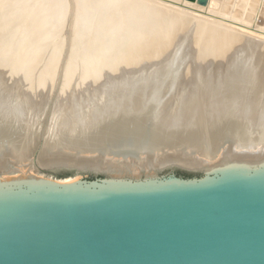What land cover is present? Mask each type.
I'll list each match as a JSON object with an SVG mask.
<instances>
[{
  "label": "bare ground",
  "instance_id": "bare-ground-1",
  "mask_svg": "<svg viewBox=\"0 0 264 264\" xmlns=\"http://www.w3.org/2000/svg\"><path fill=\"white\" fill-rule=\"evenodd\" d=\"M61 1L63 0H46L48 5L41 2L42 6L35 7L34 12L23 13L22 10L23 12L20 11L21 13H19L15 11L14 16L21 14L23 19L27 20L33 16L35 20L37 14L41 13L40 16L43 14L46 16L49 8L56 7L55 11L53 9V16L48 17H51L50 19L41 16V19L45 18L48 21L45 20L43 24L40 22L42 20L38 21L42 25L39 32H36L43 36L47 33L46 36L50 32L47 28L50 21L53 19L56 21L61 15L63 9ZM89 1L91 2V0H74L75 11L73 10L74 13L72 14L75 15L76 20L78 18L79 20L82 19L79 15L84 9H87L86 5L89 6ZM121 1L109 0L107 2L105 0L107 4L104 5L101 2V5L105 6L106 10L108 9L107 11L113 13V15L108 14L112 16L111 22H108V24L101 21V17L105 13L101 5H99L100 7L94 6V9L98 8V10L96 9L97 14L90 9L96 14L97 18H101L100 21L97 19L98 24L95 23L100 28L99 32L94 29L96 32L94 33L93 30H90L92 27H89V30L86 29V22H83L84 24L80 22L82 24L80 30L78 31L75 28L73 30L76 32L72 33L73 37L68 36L70 40L72 39L70 45L73 44L75 47L76 44L78 45L83 41L80 39L81 42H78L81 37V29L83 31L88 30L89 32L86 34L90 36L96 34L94 36L95 43L90 40L91 42H88V44H93L94 46H90L94 47L96 51L100 50L101 47H106V49L103 52L102 48V51L100 50L102 53L100 51H92L91 53L85 51L89 54L82 60L84 62L83 71L80 76L75 78V88L73 87L75 90H72L74 92L71 94L72 104L66 103L67 99L62 100L63 91L59 94V98L57 97L58 101H63L61 104H57V100L54 103L55 97L54 100L52 99L54 105L51 102L52 108L44 123L43 135H45V138H43V135L37 136L31 130V127L36 123L32 119L33 116H39L48 107L45 105L47 99L44 97V103L40 102L36 106L32 100V96L39 92V88L45 86L42 85L44 80L43 83L40 81L41 83L35 85L34 91L30 85V90L33 91L32 95H29L30 92L26 93L23 88L19 90V87L14 88V86L9 89L7 80L10 79L11 82H14L15 73L13 74L11 66H15L16 58L11 60L10 74L6 73L5 76L0 74V188H11L19 185V182L25 180L27 176L35 175L36 163L44 167L58 164H72L79 168L90 167L95 170L106 171L111 176V181H120L125 178L138 180L141 177L148 176V178H152L158 170L172 165L218 172L219 177L224 178L235 176L255 181L264 180V22H262L263 24L256 23L257 18H261L260 15L264 19V0H259L258 4L257 2L253 4L248 2L246 3L249 4L248 8L245 1L240 0H235L233 3H231V0H223L225 4L222 0H205L203 3L181 0L180 6L182 8L180 6L177 8L178 13L176 11V13H173V9L176 7L170 5V2L173 3L174 0H129L130 5H128V9L126 8L125 13L120 11L123 8L118 7V2L121 3ZM238 1H240V5ZM4 2L1 3L0 0V21L4 18L7 19L4 16L13 14L8 13L7 15L8 10L6 7L9 5L6 6L7 2L5 4ZM17 2L14 0L12 3ZM220 3H222L221 9L219 8L221 11L225 12L228 8H231V15L235 14L234 11L239 15L244 14L242 21H246L247 24L242 23L243 25L240 24L237 25L239 27H236V25H231L232 19L231 21L224 19L226 22L220 20L218 23L217 21L218 25L214 24L218 27H212L213 24L211 25V23L215 20L209 17L218 10ZM7 4L11 5V3ZM169 6L173 8L172 13H170L171 9L166 10ZM69 9H71L70 6ZM261 10L262 12H260ZM69 11L71 12V10ZM166 11H169V13ZM89 16H87L88 19ZM62 18H64L63 15ZM33 19L31 18V20ZM27 20L26 23H28ZM65 20L63 22H67ZM240 20L236 21L242 22ZM11 21L7 25H12ZM24 21H21V23ZM55 21L54 23H56ZM2 22L4 23V21ZM38 22L35 23L39 27ZM165 23L166 25H163ZM30 24L32 25V22ZM89 25L87 24V26ZM25 26L22 27H24L23 31L26 34L21 30L24 36L21 37L22 43L16 41V43H20L16 44L17 48L18 45L21 48L20 45H23L25 39L28 42L26 36H29L27 32L30 30V25L28 24L29 27ZM34 26L36 25L34 24ZM226 27L230 29L232 27L231 30L236 31H230ZM223 28L227 30L225 31ZM0 30H2L1 27ZM3 30H5V27ZM70 30L67 29V31ZM31 31L29 32L32 33ZM121 32L124 34V38H121L122 42H125L126 45L128 43L129 49L125 46V49L123 47L122 50L120 48V51H118L117 47L119 44L121 45L118 34ZM2 33H5V31ZM68 33L70 34V32ZM162 34L163 36H161ZM1 35L0 38L2 39L3 36ZM7 35L4 36L7 37ZM35 35L34 37H36ZM56 35H59V33ZM89 35H86L87 41H89ZM53 36L52 38H54ZM48 37H46V41ZM68 37L66 42L69 39ZM12 38L11 36L9 39ZM41 38L43 41L42 36ZM41 38L38 39L41 40ZM82 38L86 37L82 36ZM3 40L0 43V54L2 55L5 52L3 53L1 49L9 48L11 44H8L13 42L7 44ZM51 40H48V42ZM42 41L34 40L32 42L35 44V42L40 43ZM113 43V48H117L116 54L108 55L111 52L109 49ZM115 43L118 45L117 47H115ZM12 44L15 45V42ZM31 44L30 46H33ZM108 44H111L110 47ZM27 45L23 46L26 47V50L32 48ZM62 45L60 43L59 46ZM70 45L68 46L71 47ZM10 48L12 49V47ZM59 50H55L57 54ZM17 51L19 52V50ZM51 51L48 54L50 58H52ZM30 52L28 53L30 54ZM107 52L109 53L107 54ZM38 54L40 53L38 52ZM55 54V52L52 53L56 56ZM2 55L0 60L6 57V54L3 57ZM31 55V58H34V55ZM26 57L30 56H26L24 53L20 57L23 60L22 62L27 60ZM31 58L29 59L31 60ZM75 58L77 59L76 56ZM57 59L53 63L56 61V64ZM49 64L53 68L52 63ZM71 66L70 64L68 67L66 66L67 69L63 72L68 77L70 76L69 71L71 69L69 68ZM75 66H77L76 63ZM96 69H98L97 73H95ZM25 71L24 73L30 72V70ZM43 73L45 74V72ZM27 74L30 75V73ZM27 74H24L26 75L25 78ZM24 77H22V80H25ZM65 79L67 80V78ZM65 81L64 83L62 81L64 85L66 84ZM67 85L69 86L70 83ZM121 136H130L135 143L131 146L122 144V146L112 148L110 144ZM32 145L35 146L32 148ZM36 146H39L40 151L33 158L32 151ZM77 176L65 178L64 182L75 181L80 178Z\"/></svg>",
  "mask_w": 264,
  "mask_h": 264
},
{
  "label": "water",
  "instance_id": "water-1",
  "mask_svg": "<svg viewBox=\"0 0 264 264\" xmlns=\"http://www.w3.org/2000/svg\"><path fill=\"white\" fill-rule=\"evenodd\" d=\"M34 170L0 188V264H264V180L179 165L120 181L72 164Z\"/></svg>",
  "mask_w": 264,
  "mask_h": 264
},
{
  "label": "rangeland",
  "instance_id": "rangeland-1",
  "mask_svg": "<svg viewBox=\"0 0 264 264\" xmlns=\"http://www.w3.org/2000/svg\"><path fill=\"white\" fill-rule=\"evenodd\" d=\"M5 0H1V3H3ZM11 1V2H10ZM6 0L5 2H4V4L7 2V3H11V5L10 4H7L6 3V6H8V7H6V9L8 10H6L7 11V15H8V13L9 14H11V13H13V14H11V15H8V16H4V17H7V19L6 18H4V19H2V21H4V23L6 22V24H4L2 21H0V27L2 28V30H0V32L2 31H5V33H0V35L1 34H3V35H1V36H3V38H4V40H3V38L0 40V43H1V41L3 40L4 42H7V44L9 43V42H11V41H13V42H11V43H9L8 45H10L9 46V48L8 47H5V48H3V49H1L2 50V52L4 53V54H6V57L5 58H2L0 61V63H1V65H0V74H2V75H6V73L7 74H10V72H9V69H10V63H12V59H14L15 60V58H16V60H17V62H19V63H17L16 62V64H15V66L14 65H12L11 66V69H13V74L15 73V78H13L14 79V82L12 81H10V79H8L7 80V85L9 86L8 88L9 89H12V87H14V88H18L19 87V90H22V88H23V90L26 92V93H29V95L31 94L32 95V93H33V91L35 90V85H37V83L39 84V83H43V80H44V83L42 84V85H45V86H41L40 88H39V92L37 93V94H35L34 96H32L33 97V101H34V104H35V106H36V104L38 105V103H40V102H43L44 103V98L45 99H47V100H45L46 102V106H50L49 107V109H48V107H46V110L43 112V113H40L39 114V116H33V121H36V123L33 125V127H31V130L32 131H34L35 133H36V135L37 136H39V135H43V133H44V130H45V120L49 117V113H50V111H51V106H52V104L54 105V103L55 102H57L58 101V98H59V94L61 93V91H63L62 92V100L63 101H65L66 99V103H73V99H72V97H71V94H72V92H74V91H72V90H75V89H73V87H74V83H75V81H76V77L77 76H80V73L83 71L82 69H83V64H84V62H82V60H83V58H85V56H87V54H89V53H91L92 51L94 52H99L100 50L102 51V48H103V52H104V50L106 49V47H101L100 48V50H98V51H96V50H94V47H92V46H94L93 44H88V42H93V43H95V35L94 34H92L91 36L89 35V34H86V33H88L89 31V27H92V29L90 28V30H93V32L94 33H96L97 31L99 32V30H100V28L97 26V25H95V23L96 24H98L99 23V21H100V19H101V21H102V23L104 22V23H106V24H108V22L110 23L111 22V19H112V16H110V15H108V14H111V15H113V13H112V11H107L106 9H105V6L103 7V5L104 4H107V2L109 1V0H106L107 2H105V0L103 1V0H91V2L89 1L88 3H89V6L88 5H86V8L87 9H84L83 11H82V13L80 14V15H82V16H80L79 15V17L80 18H82L81 20H79V18H78V20H76L77 18H75V15L74 14H72V13H74V11H75V5H74V0H68V1H66V0H63L64 1V4H63V1H61V5L59 4V3H57V5H60L62 8V12L60 13L61 15H59L60 17L58 18V19H56V21H55V19H53L52 21H50V24H48V26H47V28H48V32H49V30H50V32H49V37H50V35H54L53 37L54 38H52V36L50 37V39H48L49 37H48V35H46L45 36V34H47V33H45L44 34V36L42 35V34H40V33H38L39 32V30L41 29V25L43 24V23H45V20L46 19H50L52 16H53V12L56 10V7L54 8V6L52 7V8H49L48 9V12H47V14H46V16H44L45 14H43V15H41L42 17L44 16V17H46V19L45 18H42L41 19V16L39 15V14H41V13H39V14H37L38 16H35V20L33 19L34 17L32 16L31 18L34 20V22H33V20H31V18H28V20L27 19H23V16L20 14L19 16H17L16 15V17L14 16V12L16 11V12H19V13H21L20 11H22L23 13H25V12H34L33 10H35L36 8H37V6L39 5L40 7L42 6V4H47L48 2H46V0H37V1H35L34 0V2H33V0L31 1H27V0H15V2H17V3H15V4H13L12 2L14 1H12V0ZM93 1H95V2H93ZM96 1H98L97 3H96ZM125 1V2H124ZM139 1H141V0H139ZM168 1H172V0H168ZM223 1V0H222ZM222 1H220V2H222ZM235 0H231V3H233ZM240 1H245V4L246 3H248L249 2V4H251L250 2H252V4L253 3H255V2H257V4L261 1H259V0H240ZM240 1H238L239 2V5H240ZM21 2V3H20ZM25 2V3H24ZM30 2V3H29ZM41 2H42V4H41ZM67 4H66V3ZM103 3V5H101L102 3ZM127 2V0H122L121 1V3L120 2H118V7H120V9L121 8H125L124 10L123 9H119L118 8V10H120V11H122L123 13H125V11L128 9V5H130L129 3V0H128V2ZM167 2V1H166ZM174 2H176V3H174ZM174 2L173 3H171L170 2V5H173V6H175L176 8L175 9H173V8H171L170 6L169 7H167L166 8V10H170V13H172L173 11V13H176L177 11H179L177 8L181 5V0H174ZM178 2H179V4H178ZM224 2V1H223ZM34 3V4H33ZM38 3V4H37ZM41 5H40V4ZM123 3V4H122ZM126 3V4H125ZM264 3V2H263ZM27 4V5H26ZM66 4V5H65ZM69 4V6H70V8L71 9H69V6H67ZM71 4H73V5H71ZM121 4H122V6H121ZM125 4V5H124ZM177 4V5H176ZM221 4L222 3H220V5L218 6V10H216V12H217V14H218V12H219V14L217 15L216 14V12H214L213 14H211L212 16H210L209 18H211V19H213V20H215V22L213 21H211L212 23H211V25H212V27L213 26H215V24L216 25H218L217 24V21H218V23L220 22V20H222V22L224 21V19L225 20H229V21H231V19H232V24L231 25H233V26H235L236 25V27H239V26H237V25H240V24H244V23H246V21H242V19H243V17H244V14L243 15H241V17H240V15L237 13L236 14V12L234 11V13L237 15H235V14H233V15H231V8L229 9H227V11H221L220 9V7H221ZM224 4H225V2H224ZM249 4H246V7L248 8V5ZM16 5V6H15ZM22 5V6H21ZM25 5V6H24ZM29 5V6H28ZM32 5V6H31ZM36 5V6H35ZM48 5V4H47ZM64 5V6H63ZM93 7H92V6ZM99 5H101L103 8H104V11H105V13H103V17H101L100 19L99 18H97V16H96V14H97V10H98V8L96 7L95 9H94V6H99ZM127 5V6H126ZM237 6H238V3L236 4ZM28 6V7H27ZM66 6H67V8H66ZM15 7V8H14ZM31 9H30V8ZM36 7V8H35ZM65 7V8H64ZM90 7V8H89ZM92 7V8H91ZM100 7V6H99ZM181 7V6H180ZM264 7V6H263ZM9 8V9H8ZM32 8H34V9H32ZM89 8V9H88ZM127 8V9H126ZM182 8V7H181ZM220 8V9H219ZM17 9V10H16ZM26 11H25V10ZM53 9H54V11H53ZM65 9V10H64ZM90 9H92L94 12H96V14L94 13V12H92V10H90ZM97 9V10H96ZM172 9H173V11H172ZM177 9V10H176ZM184 9H188V8H184ZM32 10V11H31ZM50 10V11H49ZM52 10V11H51ZM69 10H71V12L69 11ZM74 10V11H73ZM88 10V11H87ZM96 10V11H95ZM188 10H190V9H188ZM220 10V11H219ZM5 11V12H6ZM11 11H13V12H11ZM107 11V12H106ZM172 11V12H171ZM176 11V12H175ZM191 11V10H190ZM229 11V12H228ZM44 13H45V11H43ZM67 12V13H66ZM68 12H70V13H68ZM84 12V13H83ZM109 12H111V13H109ZM167 13H169V11H166ZM182 12V11H181ZM209 12V11H208ZM260 12H262V10L260 11ZM22 13V14H23ZM49 13V14H48ZM52 13V14H51ZM89 13V14H88ZM94 13V14H93ZM178 13V12H177ZM210 13V12H209ZM263 13H264V9H263ZM263 13H260V14H263ZM5 15H6V13H4ZM66 14V15H65ZM71 14H72V20H71ZM107 14V16H105ZM221 14V15H220ZM223 14V15H222ZM224 14H225V16H227V17H225L224 16ZM230 14V15H229ZM62 15H63V17L64 18H62ZM73 15H74V17H73ZM90 15V16H89ZM92 15V16H91ZM214 15V16H213ZM230 16V19H229V16ZM10 16H12V17H10ZM49 16H51L50 18H48ZM66 16V17H65ZM87 16H89V19L91 20H89L88 18H87ZM232 16H235L234 18H235V20H234V18L232 17ZM243 16V17H242ZM261 16V18L263 19V16L262 15H260ZM11 19H10V18ZM18 17V19H16ZM38 17V18H37ZM69 17V18H68ZM91 17V18H90ZM95 17V18H94ZM106 17H108V18H106ZM232 17V18H231ZM9 18V19H8ZM20 18H22V19H20ZM62 18V19H61ZM87 18L88 19V22H87V19L85 20V19ZM110 18V19H109ZM217 20H216V19ZM227 18V19H226ZM260 17H259V19L257 18V20H256V23L257 24H260V23H262V22H264V19L262 20ZM6 19V20H5ZM15 19H16V21H15ZM31 21H30V20ZM37 19H39V20H37ZM66 19V20H65ZM68 19H70L69 20V22H68ZM93 19H95V20H93ZM97 19L99 20L98 22H97ZM105 19V20H104ZM241 19V20H240ZM12 20V21H11ZM17 20H21V21H23V20H25L23 23H25V24H23V23H21V21H17ZM26 20H27V22L28 23H26ZM40 20H42V21H40ZM58 20H62V21H58ZM67 21V22H63V21ZM93 20V21H92ZM106 20H108L107 22H106ZM236 20H240V21H242V22H237ZM253 20V19H252ZM9 21H11V23H13L12 25H7V23H9ZM15 21V22H14ZM38 21H40L41 23H39ZM46 21H48V20H46ZM54 21L56 22V23H54ZM76 21H78V22H76ZM91 23H90V22ZM235 21V22H234ZM3 24H2V23ZM32 22V25L30 24ZM38 22V24H39V27H38V25L36 24V23ZM57 22H59V23H57ZM64 24H63V23ZM70 22H72V23H70ZM73 22H75V23H73ZM80 22H86V29L88 28V30H84L83 31V29H81V37L79 38V41L78 42H81V40H83L84 41V43H83V41H82V43H78V45L76 44V46L74 47V45L72 44V45H70L72 42H70V41H72V39L70 40V38L71 37H73L72 35V33L73 32H76L75 30H73V29H75L76 28V30H80V28L82 27L81 25V23ZM93 22V23H92ZM224 22H226V21H224ZM234 22V23H233ZM16 23V24H15ZM18 23V24H17ZM71 24L72 25V27H71V25H69V24ZM215 23V24H214ZM229 23V22H228ZM2 24V25H1ZM21 24V25H20ZM28 24L30 25V27L28 26ZM34 24L36 25V26H34ZM73 24H75V26H73ZM84 24V23H83ZM87 24L89 25V26H87ZM242 24V25H243ZM247 24V23H246ZM246 24H244V25H246ZM263 24V23H262ZM25 25H27V26H25ZM53 25V26H52ZM59 25H61L60 27H59ZM66 25H68V27H66ZM77 25H79V26H77ZM92 25V26H91ZM163 25H166V23L165 24H163ZM10 26H12V27H10ZM22 26H25V27H29L30 28V30L29 31H31L32 33H30L29 31L27 32V35H29V36H26L27 37V39H28V42H27V40L25 39V41L24 42H27V43H24L23 42V45L21 44L20 46H21V48L19 47V45H18V48H17V45L16 44H20V43H16V41H18V42H21L22 43V38H23V36H24V33L26 34V32H24L23 31V29H24V27H22ZM32 26V27H31ZM50 26V27H49ZM52 26V27H51ZM59 28H58V27ZM63 26V27H62ZM77 26V27H76ZM220 26V25H219ZM5 27V30H3V28ZM7 27V28H6ZM9 27V28H8ZM15 27V28H14ZM38 29H37V28ZM54 27V28H53ZM58 29H56V28ZM74 27V28H73ZM95 27V28H94ZM96 27H97V29H96ZM218 27V26H217ZM216 26L214 27V28H217ZM12 28V29H11ZM14 28V29H13ZM33 28V29H32ZM40 28V29H39ZM53 28V29H52ZM61 28V29H60ZM165 28V27H164ZM225 28V27H224ZM223 28V29H224ZM228 30H230V31H236V30H231V29H233L232 27H231V29L229 28V27H226ZM10 29V30H9ZM56 29V30H55ZM61 31H60V30ZM65 29H66V31H67V29H71L70 31H65ZM96 30V32H95V30ZM227 29H224L225 31L227 30ZM8 30V31H7ZM13 30V31H12ZM15 30V31H14ZM24 32H22V31ZM73 30V31H72ZM36 31H38V32H36ZM52 31V32H51ZM66 33H65V32ZM83 31V32H82ZM87 31V32H86ZM7 32V33H6ZM11 32V33H10ZM56 32V33H55ZM61 32V33H60ZM64 32V33H63ZM68 32H70V34L68 33ZM229 32V31H228ZM14 33V34H13ZM29 33V34H28ZM35 33H36V35H35ZM38 33V34H37ZM59 33V35H56V34H58ZM122 33V34H121ZM120 34H118V38H124V34H123V32H121ZM7 35V37L6 36H4V35ZM11 34V35H10ZM33 34V35H32ZM63 34H66L67 36H63ZM82 34H86V35H89L88 36V39H89V41H87V36L86 35H82ZM147 34V33H146ZM9 35H10V37H9ZM34 35L36 36V37H34ZM38 35H40V36H38ZM69 35H71V36H69ZM151 35V34H150ZM165 35V34H164ZM11 36L13 37L12 39H9V38H11ZM38 36V37H37ZM41 36L43 37V39L46 41V37H48L47 38V41L46 42H48V40H51V38H52V40L51 41H49L48 43H46L44 40L42 41V38H41ZM55 36H57V37H55ZM70 38H69V37ZM82 36L84 37H86V38H82ZM93 36V38H91ZM122 36V37H121ZM148 36V35H147ZM161 36H163V34L161 35ZM22 37V38H21ZM28 37H30V38H28ZM45 37V38H44ZM59 37H60V39H59ZM64 37H65V40H64ZM67 37L69 38L68 39V43L66 42V40H67ZM91 39H90V38ZM157 37V36H156ZM156 37H154V38H156ZM159 37V39L161 38L160 37V35L158 36ZM6 38V39H5ZM33 38V39H32ZM38 38H41V40L40 39H38ZM61 38H63V39H61ZM9 39V40H8ZM31 39V40H30ZM57 39V40H56ZM81 39V40H80ZM158 39V38H157ZM6 40V41H5ZM15 40V41H14ZM34 40L35 41H37V40H39V41H42V42H40V43H36L35 42V44L33 43L34 42ZM62 42H61V41ZM63 40H64V43H63ZM91 40V41H90ZM33 41V42H32ZM60 41V42H59ZM87 42V44H86V42ZM120 41V40H119ZM118 41V42H119ZM123 40L121 39V45H122V47H121V45L119 44V46L117 45L118 44V42H116L115 43V47H117V48H113L114 46V43L111 45V44H108L109 45V47H110V45H111V48H113V49H109V50H111V52L110 53H112V54H110L109 52H107V54L108 55H113V54H116L115 53V51H120V48H121V50L123 49V47H124V49L126 48V47H128V49H129V44L127 43V45H126V43L125 42H122ZM15 42V45L14 44H12V43H14ZM119 42V43H120ZM3 43V42H2ZM33 44V46H34V48H33V46H30V44ZM60 43H62L63 45V48H62V46H59L60 45ZM125 43V44H124ZM4 44V43H3ZM26 44H28L29 45V47H32V48H29L30 49V51L32 52H30L29 51V49H27L26 50V47H23L24 45L26 46ZM31 44V45H32ZM40 46V48H39V46ZM47 44V45H46ZM56 44V45H55ZM59 44V45H58ZM79 44H80V46H79ZM124 44V45H123ZM15 46V48H14V46ZM27 45V46H28ZM36 45H37V47H36ZM44 45V46H43ZM55 45V46H54ZM68 45H70L71 47H69ZM86 45H87V47H86ZM90 45H92V46H90ZM61 47V48H59V47ZM90 46V48H93V49H90V48H88ZM126 46V47H125ZM10 47H12V49L10 48ZM41 47H42V49H41ZM43 47H44V50H43ZM49 49H48V48ZM59 48V49H61V50H59V49H52V48ZM76 47H77V49H76ZM21 50H20V49ZM38 50V52L40 53V54H38V52H36L37 50ZM82 48V50H80ZM16 49V50H15ZM68 49H69V52H68ZM72 49H73V51H72ZM85 49V50H84ZM87 49V50H86ZM90 49V50H89ZM117 49V50H116ZM15 50V51H14ZM17 50H19V52L17 51ZM26 50V51H25ZM36 50V51H35ZM51 50H53L56 54V56H54V55H52V53L54 54V52L53 51H51ZM55 50H59V52H58V54H57V51H55ZM13 51V52H12ZM34 51V52H33ZM52 52L51 53V56H52V58H50V55H48V54H50L49 52ZM70 51L72 52L71 54H70ZM79 51V52H78ZM85 51H89V53L87 52H85ZM100 51V53H102ZM114 51V52H113ZM28 52H30V54L28 53ZM63 52V53H62ZM75 54H74V53ZM84 52H85V54H84ZM12 53V54H11ZM25 53V55L26 56H30V57H26L25 59H27L26 61L24 60V62H22L23 60H21L20 59V57H22V55ZM27 53V54H26ZM35 53V54H34ZM62 53V54H61ZM65 53V54H64ZM66 53H67V56H66ZM83 53V54H82ZM3 54V55H4ZM16 54V55H15ZM31 54H33L34 56V58H31L32 57V55ZM37 54V55H36ZM2 54H0V56H1ZM3 55H2V57H3ZM12 55V56H11ZM41 55V56H40ZM71 55V56H70ZM73 55V56H72ZM17 56V57H16ZM20 56V57H19ZM68 56H70V57H68ZM75 56L77 57V59L75 58ZM82 56V57H81ZM14 57V58H13ZM46 57H48V58H46ZM60 57V58H59ZM29 58H31V60L29 59ZM46 58V59H45ZM58 58V59H57ZM67 58V59H66ZM69 58V59H68ZM19 59V60H18ZM29 59V60H28ZM48 59V60H47ZM52 59V61H50ZM57 59V63L55 64V62L53 63V61L54 60H56ZM74 59H75V61H74ZM5 60V61H4ZM72 60V61H71ZM80 60V61H79ZM85 60V59H84ZM21 61V62H20ZM49 61V62H48ZM65 62H70L69 64H70V66L71 65H73V66H71V68H69V69H71L70 71H69V74H70V78L68 77V75H65V74H63V72H65L64 70H66L67 69V67H68V63H65ZM14 63V62H13ZM49 63H52V67L53 68H51V64H49ZM72 63V64H71ZM75 63L77 64V66H75ZM66 64V65H65ZM18 65V66H17ZM49 65V66H48ZM64 65H65V67H64ZM67 66V67H66ZM76 67V69H75V67ZM28 67V68H27ZM30 67H34L33 69L32 68H30ZM55 67V68H54ZM81 67V68H80ZM30 68V69H29ZM50 68H51V70H50ZM64 68V69H63ZM3 69V70H2ZM25 69H27L26 71H25ZM79 69V70H78ZM18 70V71H17ZM28 70H30V72L28 71ZM34 70V71H33ZM47 70V71H46ZM74 70V71H73ZM4 71V72H3ZM7 71V72H6ZM24 71L25 72H27V73H30V75L29 74H27V73H24ZM50 71H52V72H50ZM96 72L95 73H97V71H98V69H96L95 70ZM3 72V73H2ZM17 72V73H16ZM20 72H22V73H20ZM43 72H45V74L43 73ZM78 72V73H77ZM54 73V74H53ZM17 74V75H16ZM24 74H27V81L25 82V80H26V78L24 77V76H26V75H24ZM51 74V75H50ZM72 74V75H71ZM78 74V75H77ZM29 75V76H28ZM42 75H46L45 77L43 76V77H41ZM50 75V76H49ZM53 75V76H52ZM62 75V76H61ZM65 75V76H64ZM64 76V77H63ZM67 76V77H66ZM72 76V77H71ZM22 77H24L25 78V80H22ZM33 77V78H32ZM62 77V78H61ZM63 78H64V80H63ZM65 78H67V80L65 79ZM70 80H69V79ZM13 79H11V80H13ZM32 81H30V80ZM66 80V81H65ZM41 81V82H40ZM62 81H63V83H64V81H65V85L62 83ZM68 82V83H67ZM70 83V85L68 86L67 84H69ZM14 84V85H13ZM28 84V85H27ZM52 84H53V86H52ZM73 84V85H72ZM30 85H31V87H32V90H33V88H34V90L33 91H31L30 89H31V87H30ZM47 86V87H46ZM62 86V87H61ZM52 87V88H51ZM71 89H69V88ZM13 88V89H14ZM64 90H63V89ZM75 88V87H74ZM51 89V90H50ZM67 89H69V90H67ZM42 91H43V93H42ZM67 91H71V92H67ZM51 93V94H50ZM56 93V94H55ZM58 93V94H57ZM48 96H47V95ZM50 94V95H49ZM66 94V95H65ZM68 94V95H67ZM56 95V96H55ZM46 96V97H45ZM65 96V97H64ZM70 96V97H69ZM44 97V98H43ZM54 97H55V101H54V103H53V100H54ZM58 97V98H57ZM57 98V99H56ZM53 99V100H52ZM68 99H71V100H68ZM43 100V101H42ZM52 100V101H51ZM57 100V101H56ZM61 100V102H63ZM51 102H52V104H51ZM61 102L60 101H58V103L57 104H61ZM33 104V105H34ZM42 105H44V104H42ZM47 110H48V112H47ZM67 112H70V111H67ZM38 119H40V120H42V121H39ZM38 121L40 122L39 124H38ZM44 121V122H43ZM43 138H45V135H43ZM35 145H32L31 147L33 148ZM31 159H32V157H30ZM169 171H172V170H169V169H165V170H163V171H161V173L160 174H166L167 172H169ZM174 171L175 172H177L178 170L177 169H175L174 168ZM43 173H49V172H46V171H42ZM58 172H60V171H58ZM61 172H63V173H66V175L65 176H68V175H70V171H66V170H62ZM83 176H85V175H83ZM78 177V176H77ZM79 177H82V175H80ZM68 178V177H67Z\"/></svg>",
  "mask_w": 264,
  "mask_h": 264
},
{
  "label": "trees",
  "instance_id": "trees-1",
  "mask_svg": "<svg viewBox=\"0 0 264 264\" xmlns=\"http://www.w3.org/2000/svg\"><path fill=\"white\" fill-rule=\"evenodd\" d=\"M176 173L179 174V175H182L184 177L192 176V174H189V173H186V172H182V171H177ZM65 175H66V173H63V172L58 173L59 177H64Z\"/></svg>",
  "mask_w": 264,
  "mask_h": 264
}]
</instances>
